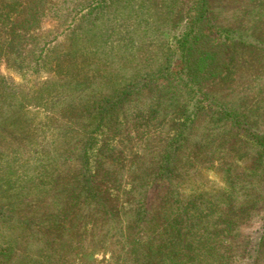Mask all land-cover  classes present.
Returning a JSON list of instances; mask_svg holds the SVG:
<instances>
[{"label":"trees","instance_id":"trees-1","mask_svg":"<svg viewBox=\"0 0 264 264\" xmlns=\"http://www.w3.org/2000/svg\"><path fill=\"white\" fill-rule=\"evenodd\" d=\"M74 1L0 0V61L21 78L0 72V136L24 131L27 104L50 111L27 141L31 172L7 196L23 155L0 152V264L27 229L77 219L107 264H234L241 220L254 216L263 230L248 257L262 264L264 128L220 89L232 61L205 45L217 34L243 44L248 29L221 23L224 0H186L174 20V5L162 11L170 37L151 56L144 42L165 29L145 0ZM234 2L264 14V0ZM45 17L55 26L41 31Z\"/></svg>","mask_w":264,"mask_h":264},{"label":"rangeland","instance_id":"rangeland-1","mask_svg":"<svg viewBox=\"0 0 264 264\" xmlns=\"http://www.w3.org/2000/svg\"><path fill=\"white\" fill-rule=\"evenodd\" d=\"M53 1L56 2L57 0ZM76 1L80 0H75L74 2ZM116 1L121 2L122 0ZM145 2L149 5L150 12L155 13L154 16H156V21L158 20L159 27L165 29L164 33L156 31L152 32V34L150 33V36L144 42L148 54L156 56L163 49V42L166 41L167 37H170L169 28L171 26H168L169 18L171 17L174 20L179 15V11L183 9L182 6L185 7L186 0H145ZM216 3L218 4L217 1ZM169 6H173V10L164 23L165 14L162 11H165ZM249 6L243 3H235L234 0H224L221 6L224 8L219 15V19H224L221 20V23L237 27L243 31L248 29L247 34L251 36L246 34L243 44L231 45L223 36L217 34L218 40L216 42L209 40L205 42V45L217 51L223 60L232 61L233 74L227 83L224 85L220 84V89H225L223 86H229L230 89H227L229 92L227 95L233 106L245 113L251 122L257 121L264 128V14L259 15L261 10L258 7L254 9ZM114 7L112 5L109 8L112 10ZM55 22L56 19L45 17L40 30L53 29ZM254 37H258L261 41L257 42ZM108 39L110 45L117 44L119 41L117 33L111 34ZM249 41L252 43L248 44L247 42ZM100 63L102 65V62ZM132 64H134L133 60L127 62L128 67ZM103 66L105 67L106 65L103 64ZM0 72L8 78L6 80L13 77L15 82L21 81V78L3 60L0 61ZM30 79H26L24 82L26 90L29 89L27 91H30L32 83H35V80ZM24 112L22 115L24 131H20L17 135L6 133V137L0 136V152L2 154L10 155L11 149L14 148L18 149V152L23 155L14 160V165L20 171H24V173L19 172L20 177H15L17 182L10 187V190L4 193L5 196L11 191H16L15 189L22 185L24 177H21V174L26 175L27 172H31L34 159L30 158V156L34 153L31 152L32 150L27 141L30 138L35 139L37 131H40L39 125L43 122L44 117L50 113L49 110L35 104H27ZM8 146H10L9 150H7ZM2 154L0 153V155ZM2 157H0V160ZM27 158L29 160H25ZM27 168H30V171L26 172L25 169ZM206 175L209 179L215 180V182L220 181V176L215 171L208 170ZM161 185L162 183L159 180L154 183L149 191L148 202L153 200ZM54 208V213H56L57 206H54ZM41 217L43 221L47 219L46 215ZM82 223V219H77L73 224L68 223L66 230H60L59 232L56 229H47L46 226L43 228L39 225L27 229L28 235L24 231L21 233V237L17 238L15 244L16 254L9 256L3 264H15V260L21 264H28L29 262L30 264H88L93 257L97 260L94 264H107L101 261L104 257L102 251L98 250L94 256L90 257L88 253L90 237L85 236L80 228L74 227L76 224L80 227ZM262 230L260 217L242 218L240 236H238L237 240L239 241L238 252H244V255L237 258L234 264L253 263V258L248 256L254 255V249L258 246ZM30 233H34L35 238Z\"/></svg>","mask_w":264,"mask_h":264}]
</instances>
